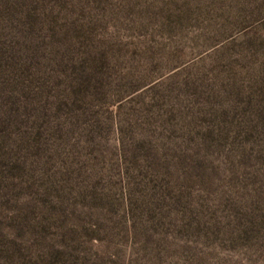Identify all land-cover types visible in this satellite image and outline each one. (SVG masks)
<instances>
[{"label":"rangeland","instance_id":"374dc122","mask_svg":"<svg viewBox=\"0 0 264 264\" xmlns=\"http://www.w3.org/2000/svg\"><path fill=\"white\" fill-rule=\"evenodd\" d=\"M0 264H264V0H0Z\"/></svg>","mask_w":264,"mask_h":264}]
</instances>
